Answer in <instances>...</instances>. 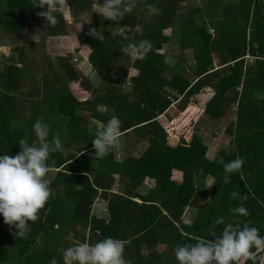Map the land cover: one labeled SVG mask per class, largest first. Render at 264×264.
<instances>
[{"label": "trees", "instance_id": "trees-1", "mask_svg": "<svg viewBox=\"0 0 264 264\" xmlns=\"http://www.w3.org/2000/svg\"><path fill=\"white\" fill-rule=\"evenodd\" d=\"M181 1L187 3V11L178 19L177 4ZM69 4L76 13L91 12L93 6L91 0H69ZM145 4L156 5L160 14L145 16ZM0 10L3 30L20 35L26 24L23 17L41 9L34 7L33 0H4ZM56 16L59 20L56 26L45 22L47 36L69 34L63 16L59 13ZM15 20L17 28L12 27ZM103 22L107 26L129 28L132 34L108 33L102 38L76 34L79 44L90 49L89 62L98 73L100 86L93 88L86 82L88 98L82 101L75 98L69 84L79 78L64 61L65 76L55 72V81L47 87L51 92L48 94L46 90L47 97L38 101L40 108L36 113L43 115V123L49 125V140L58 133L65 151L50 154L47 163L57 169L50 178L53 195L40 218L30 222L26 238L17 239L14 250L17 257L27 264H50L53 259L64 264L58 259L60 251L49 247L48 242L59 237L55 234L60 227L66 231L70 225L88 230V235L79 234L82 243L88 239L94 244V237L96 242L109 237L132 240L138 254L139 245L135 241L139 234V243L146 237L149 248L166 242L173 251L177 245L194 244L192 236L215 239L229 223L239 222L242 227L249 222L264 237V0H140L119 24L105 19ZM137 25L142 32H133ZM169 28L171 34L165 35L163 31ZM132 35L136 41H150L152 49L142 61L129 59L119 80L116 62L126 56L121 47ZM173 40L179 42L181 50H192L191 79L182 67L170 66L165 55L158 52ZM246 56L253 61L248 63ZM9 60L0 73V156L18 154L21 139L33 144L25 121L18 118L20 106L16 97L25 96L22 89L26 82L21 81L26 80L28 73L24 56L20 53L14 63L12 58ZM132 68L136 74L129 77ZM126 80L129 87H123ZM203 88L214 92L205 104V117L219 124L228 112L235 115L225 131L231 136L230 147L219 150L214 159L206 156L207 147L196 133L188 143L169 144L164 127L157 121L176 101L178 110L184 111ZM98 105H104L107 111H99ZM108 110L120 119L123 134L132 131L137 140L146 143L139 156L128 155L118 161L114 149L103 159L95 158L92 142L96 131L89 132L86 123L88 118L107 123ZM49 114L64 121L51 126L45 118ZM237 157L243 158V167L240 172L230 174V183H224V164ZM89 160L99 167L92 175L84 172ZM173 170L182 173L181 182L172 179ZM116 176L120 189L117 192L121 194L111 192ZM146 178L153 180L154 186L142 196L137 188ZM209 178L210 188L206 186ZM233 191L240 198L234 199ZM98 196L108 201L107 220L91 215ZM134 197L142 202L137 204ZM241 205L248 209L249 216L233 214L232 209ZM187 206L196 208V217L189 224L181 220ZM219 217H224V224L213 225L212 221ZM132 222L137 228L125 231L124 226ZM9 228L0 215V240ZM38 239L45 245L35 248ZM154 254L138 256L137 264L177 261L174 253V259L160 257L161 260L150 262ZM259 257L256 264H261ZM247 264L253 262L249 260Z\"/></svg>", "mask_w": 264, "mask_h": 264}, {"label": "rangeland", "instance_id": "rangeland-1", "mask_svg": "<svg viewBox=\"0 0 264 264\" xmlns=\"http://www.w3.org/2000/svg\"><path fill=\"white\" fill-rule=\"evenodd\" d=\"M3 1L4 0H0L1 7H3ZM98 2L103 4V1L98 0ZM95 3L96 0H94V4ZM93 6L91 12L76 13V11L70 5V7H72V20L70 22L66 21L69 34L58 35L59 37L49 36L50 38H47L46 21L37 15L38 12L32 14L27 20L25 16L23 17V21L26 22V25L22 29L20 36L17 35L16 37V35L14 36L12 33L6 32L0 25V44H7L11 47L10 56H15L14 61H16L15 59L18 58L20 53H22L24 56V64L28 68V73L26 74L25 78L26 80L21 81L26 82L24 88L22 89V92L25 96L17 95L16 98L18 105L20 106L18 118L25 121L24 126L27 130V133L33 135V144L37 143V138L33 131V124L37 120H43V118H41L43 115L39 116L38 113H36L37 109L40 108L38 101H41L47 97L46 90L48 91V94L51 92L50 88L47 87L50 82L55 81V72L56 74L63 73L65 76L63 68L64 61H66L73 68L79 78V80L75 83L69 84L70 91L75 98L81 101L88 98L89 93L86 92V87L84 86V83L86 82L93 88H98L100 86V78L98 73L92 69L89 62L90 49L86 45L83 46L79 44L76 34L82 32L97 38H102L108 33H116L119 35L132 34V30H129V28H124L122 26H107L103 22V16H100L97 12H95ZM189 6L191 7L190 3ZM40 11H42V9ZM143 11H145V16L147 17L152 15L148 12V10ZM177 11L179 12L177 18L181 19L179 16L182 17V15H184V13L187 11L186 3L183 4L182 9L178 8ZM14 23H12V27L17 28L18 22L15 20ZM93 29L96 30V33L91 34ZM209 32L214 34V30L212 29H210ZM163 33L165 35H170L171 29H165ZM158 52L165 55L167 64L172 67L174 65H177V67H182L186 76L189 77V79L192 78L191 68L194 65V61L191 49L181 50L179 47V42L173 40L171 43L164 45L163 49ZM129 59L131 58L126 55L124 58H121L116 62V66L120 73L119 77H117L119 80L124 74L123 70L125 69V65L128 63ZM5 60L6 57L0 56V67L2 64H4ZM245 60H248L249 62L252 61L250 57H246ZM135 74L136 71L133 68L129 70V77H132ZM165 76L168 78L170 77V74L165 72ZM55 83H57L55 84L56 87L60 88L59 83ZM128 84L129 82L126 80V83L123 87H129ZM202 93L204 95H201ZM201 94L195 96L188 107L182 112L178 110L177 105L172 104L170 108L158 118V121L165 128V131L168 135L169 144L176 145L180 143H188L192 134L196 133L202 138L203 143L207 147L206 156L209 159H214L218 157L219 150L230 147L229 142L231 140V136L225 131L228 123H230L235 118V115L232 111L228 112L222 118L219 124H215V122H212L204 115L205 104L211 99L214 92L211 89H202ZM67 101L72 105L75 104V102L72 100L67 99ZM41 105L43 107L44 103L41 102ZM98 110L101 112L107 111L104 105H98ZM108 114L110 119L112 114L109 112V110ZM45 118L51 122V126L53 123L59 124L61 121H64V118H57L52 114L47 115ZM99 123L101 122L96 119L88 118L86 124L88 126L89 132L97 131ZM145 147L146 143L137 140L136 137L129 139L128 136L124 134L120 137L118 146L115 148V158L119 161L128 155L137 157L141 154V152H143ZM98 168L99 167L96 162L89 160L84 172L88 175H92L98 170ZM52 169L53 171L48 174V178L49 176H53L57 170L56 168ZM114 178L115 181L111 187V191L117 192L120 191L119 183H117L118 177L116 176ZM206 183V186L209 188L212 183V179H207ZM152 185L153 181L146 179L144 184L138 186L137 192H141V190L146 191L149 187H152ZM98 202H101L103 205H105L103 199L96 197L94 203L97 204ZM192 217L193 214L188 212L184 215L183 220L189 221L192 220ZM69 224H67V226ZM58 226L60 227V224ZM9 229H5V235L0 240V264H27L25 261H23V259L17 257L16 252L14 251L16 250L15 243L19 237L16 238L13 233H15L17 230L12 228V230ZM66 231L60 227V229L57 230L58 233L55 234L59 235V237H54L53 241L49 242L50 247H55L56 245L58 246L56 251H60L61 257H63L65 249L78 242L82 243L79 237L80 233L87 234L88 232V230H85L81 225H70L66 228ZM64 233L67 234L66 237L64 236ZM42 243L43 240L38 239L36 241L35 248L43 247L45 244L42 245ZM69 244L70 246L68 247ZM142 248L143 246L140 247L139 251L142 250ZM159 250L160 249H158V251ZM142 252H144V249ZM262 257H264V254L260 255L259 261L261 264H264V259H262ZM128 264H131L130 260L128 261Z\"/></svg>", "mask_w": 264, "mask_h": 264}, {"label": "clouds", "instance_id": "clouds-1", "mask_svg": "<svg viewBox=\"0 0 264 264\" xmlns=\"http://www.w3.org/2000/svg\"><path fill=\"white\" fill-rule=\"evenodd\" d=\"M139 2L140 0H104L101 4L96 0L94 8L105 20L119 24L125 14L131 13ZM33 3L35 8L42 9L37 15L53 27L59 23L56 13L61 14L65 21L72 20V7L68 0H33ZM145 7L150 14H160L159 8L154 4H145ZM133 32H142L141 26L137 25ZM94 33L95 29L91 34ZM127 39L129 42L122 45L121 52L133 61L144 60L152 49L151 42L136 41L134 35ZM10 55L11 47L0 44V56ZM33 131L37 143L29 145L26 140L21 139L18 141V154L0 156V215L10 229L17 230L13 233L16 238H26L30 231V222L35 223L40 218V212L53 195L48 178V174L53 171L47 163L50 154L65 151L58 133L53 134L49 140L48 124L37 120L33 124ZM122 135L121 121L117 116L113 115L107 123H99L92 142L95 158L107 157L118 146ZM243 164L244 160L240 157L224 164V183H230V174L240 172ZM231 196L234 199L240 198L237 191H233ZM232 212L242 217L250 215L248 209L242 205L232 209ZM212 224H224V217L214 219ZM191 239L196 242L177 245L174 249L178 264H247L249 260L256 264L257 257L264 254V237L249 222H245L242 227L239 222L226 224L221 235L215 239L198 236H192ZM125 244L123 240L110 237L94 244L78 242L65 249L64 264H128L124 258ZM50 264H57V261L53 259Z\"/></svg>", "mask_w": 264, "mask_h": 264}, {"label": "crops", "instance_id": "crops-1", "mask_svg": "<svg viewBox=\"0 0 264 264\" xmlns=\"http://www.w3.org/2000/svg\"><path fill=\"white\" fill-rule=\"evenodd\" d=\"M100 1H103V0H100ZM91 2L94 4V0H91ZM104 2V1H103ZM183 4H185V1L183 2V1H181L179 4H177V7L178 8H183ZM186 5H187V3H186ZM94 7V6H93ZM95 9V8H94ZM37 12H40V10L39 11H37ZM34 13H36V12H32V13H28L27 15H25V17H26V20L27 19H29V17L32 15V14H34ZM26 25V24H25ZM3 29V28H2ZM12 35H14L15 36V34H12ZM21 35V34H20ZM20 35H18V36H20ZM13 36V37H14ZM16 37H17V35H16ZM50 37H55V36H50ZM49 36L47 37V38H50ZM56 37H59V36H56ZM14 57L15 56H10V57H6V60H5V62H4V64H2L1 65V67H0V73H2V71H3V69H4V66L8 63V61H10L9 59L10 58H12L13 59V63L14 62H16L17 61V59L18 58H16L15 60L16 61H14ZM8 60V61H7ZM247 62H249L248 60H247ZM26 69L28 70V68L26 67ZM1 83H2V79H1V77H0V85H1ZM203 89H209V88H203ZM201 94V92L198 94V95H200ZM197 95V96H198ZM201 95H204L203 93L201 94ZM170 108V107H169ZM163 115V114H162ZM160 117V116H159ZM158 117V118H159ZM158 118H157V121H158ZM159 122V121H158ZM165 129V128H164ZM124 135V134H123ZM126 136H128V138L129 139H133L134 137H135V135H133L132 134V131H130V132H128V133H126ZM55 174V173H54ZM54 174H53V176H49V178H52V177H54ZM146 179H148V178H146ZM145 179V180H146ZM172 179L173 180H175L176 182H181V180H182V173L180 172V171H178V170H173L172 171ZM118 180V179H117ZM145 180H144V182H145ZM148 180H150V181H153V180H151V179H148ZM144 182L142 183V184H144ZM154 186V181H153V185H152V187ZM151 187H149L146 191H143V190H141V192H139L138 191V193L140 194V195H142V196H144V195H146L147 193H148V190L150 189ZM112 192V191H111ZM113 194H121V193H119V192H112ZM98 198H100V199H103L104 200V204L105 205H103L101 202H98L97 204H95L94 202H93V204H92V207H91V215L92 216H95V217H97V218H99V219H101V220H107L108 218H109V216H108V201H107V199H105V198H101L100 196H98ZM108 198H110V197H108ZM98 200V199H97ZM133 201H135L137 204H140L142 201L140 200V198H137V197H134L133 198ZM188 212H190V213H192L193 214V217H192V220L196 217V208L194 207V206H187L185 209H184V212H183V214H182V216H181V220H182V222L183 223H185V224H189V223H191L192 222V220H189V221H184L183 220V217H184V215L186 214V213H188ZM55 228H59L58 226H55ZM135 228H137L136 227V224H134L133 222L130 224V225H128V226H124V229L127 231H130V230H134ZM64 230V229H63ZM140 233H142V232H140ZM66 235L67 234H65L64 233V236L66 237ZM140 237H141V234H139L138 235V239L135 241V243H137V246L139 245V249H140V247L141 246H143V248H142V250L144 249V252H142V250H140L139 251V254H138V251L137 252H135V245H133V244H131V242H132V240H130V241H125V240H123V241H125L126 242V244H125V251H124V258L127 260V261H129L130 260V262H131V264H137L138 263V260H137V258H138V256H139V258H141V257H143V256H145V255H147V254H149L150 252H154L155 254L153 255V261H150V262H153L154 263V261H157V259H160V257L161 258H169V257H171V258H173L174 259V257H173V255H174V251L166 244V242L164 243V242H159V243H157L154 247H148V245H147V238L146 237H144V239H143V242L141 243H139V239H140ZM63 238V237H62ZM92 241L95 243L96 241H95V237L92 239ZM49 242H51V239H50V241ZM49 242H48V245H49ZM86 242H88V239H87V241ZM91 243V242H90ZM70 246V244L68 245V247ZM50 247V246H49ZM56 247V249L58 248V246L56 245L55 246ZM72 247V246H71ZM65 248V247H64ZM138 249V250H139ZM158 249H160L159 251H158ZM59 251V250H58ZM173 254V255H172ZM61 258H63V259H60L59 257H58V259L61 261V260H63V262H64V257H61ZM161 260V259H160ZM176 262L177 261H174V263L176 264ZM144 264H149L148 262L147 263H145L144 262Z\"/></svg>", "mask_w": 264, "mask_h": 264}]
</instances>
